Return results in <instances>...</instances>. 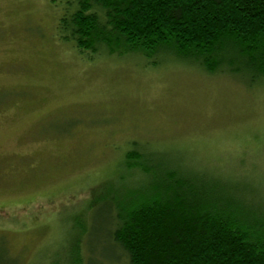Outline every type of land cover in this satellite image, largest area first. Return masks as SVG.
Returning a JSON list of instances; mask_svg holds the SVG:
<instances>
[{
  "label": "rangeland",
  "instance_id": "1",
  "mask_svg": "<svg viewBox=\"0 0 264 264\" xmlns=\"http://www.w3.org/2000/svg\"><path fill=\"white\" fill-rule=\"evenodd\" d=\"M62 4L0 0V239L15 263L75 239L86 264L112 257L100 195L158 169L264 190V80L170 55L88 58L58 34Z\"/></svg>",
  "mask_w": 264,
  "mask_h": 264
},
{
  "label": "trees",
  "instance_id": "2",
  "mask_svg": "<svg viewBox=\"0 0 264 264\" xmlns=\"http://www.w3.org/2000/svg\"><path fill=\"white\" fill-rule=\"evenodd\" d=\"M61 9L60 38L88 58L170 55L249 86L264 80V0H63ZM158 170L146 174L150 186L100 195L113 254L100 264H264V190L253 180ZM70 248L35 264H86L80 239Z\"/></svg>",
  "mask_w": 264,
  "mask_h": 264
}]
</instances>
